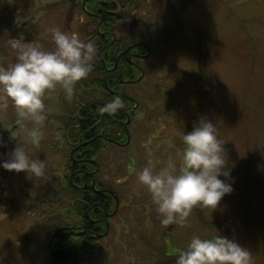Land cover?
<instances>
[{
	"label": "rangeland",
	"instance_id": "374dc122",
	"mask_svg": "<svg viewBox=\"0 0 264 264\" xmlns=\"http://www.w3.org/2000/svg\"><path fill=\"white\" fill-rule=\"evenodd\" d=\"M73 2L0 0V66L16 62L10 41L54 50L50 30L55 27L93 42L96 58L99 42L86 30L95 32L97 23L86 22ZM136 2L133 15L121 14L124 21L117 30L120 36L136 29L129 43L143 40L151 47V56L142 61L146 77L124 88L140 100L141 111L133 117L132 143L121 150L111 146L108 152L105 172L121 198L119 214L96 253L84 258L91 264H175L194 237L222 234L249 250L252 264H264V0ZM7 104L0 109L5 142L0 161L33 127L18 119L10 99ZM45 105L41 142L26 144L32 159L44 161L45 175L0 167V264H52L48 244L62 223L57 213L70 203L72 190L64 176L71 147L64 137L73 99L57 85L46 94ZM202 117L216 124L224 142L234 191L214 213L196 207L187 226L164 227L137 173L150 160L159 171L169 157L179 167L182 136Z\"/></svg>",
	"mask_w": 264,
	"mask_h": 264
},
{
	"label": "clouds",
	"instance_id": "9594fccd",
	"mask_svg": "<svg viewBox=\"0 0 264 264\" xmlns=\"http://www.w3.org/2000/svg\"><path fill=\"white\" fill-rule=\"evenodd\" d=\"M9 2V0H8ZM54 50H44L35 42L10 41L16 52V62L0 66V109H7L12 101L21 122L29 121L33 127L27 130L25 139L0 161V167L16 173H31L35 177L45 175V163L34 160L26 151V144L39 146L40 127L46 117V94L59 85L69 101L76 85L87 78L94 67L95 46L75 35L52 28ZM124 99L117 95L100 108L101 114L116 116L125 109ZM12 137H15L12 133ZM185 147L179 153V167L172 157L156 171V163L148 164L137 173L138 182L151 194L164 227L187 226L193 209L220 207L226 195L234 191L230 164L222 142L217 135L216 124L202 117L194 124V130L182 136ZM5 142L0 134V147ZM2 155V154H0ZM223 177V178H222ZM175 264H252V255L241 243L225 235L213 238L194 237L188 247L179 252Z\"/></svg>",
	"mask_w": 264,
	"mask_h": 264
},
{
	"label": "flooded vegetation",
	"instance_id": "af4514ba",
	"mask_svg": "<svg viewBox=\"0 0 264 264\" xmlns=\"http://www.w3.org/2000/svg\"><path fill=\"white\" fill-rule=\"evenodd\" d=\"M105 1L73 2L82 8L86 22L97 23L95 32L86 31L90 39L99 42L97 56H105L101 76L105 86L101 98L97 100L82 98L77 93L72 98L74 110L68 114L65 133L73 137L71 140L64 137L71 147V165L64 178L72 193L70 203L57 213L61 216L62 223L54 230L48 244L50 255L54 257H51L52 264H91V259L84 257L96 253L98 248L95 246L105 241L109 235L121 207V198L105 172L107 165L109 166V148L114 146L121 150L132 143L131 126L135 121L133 117L141 111L140 100L124 88L140 84L146 77L142 61L151 56V47L143 40L129 43L137 36L136 29L127 34L121 33L120 36L117 30H120V22L124 21L121 14L129 12L133 15L138 2ZM92 5L98 7L88 10L87 6ZM105 5L107 8L111 5L114 9L109 10ZM105 12L113 15L112 22L105 21ZM100 45L102 51H99ZM117 95L124 99L126 107L116 116L101 114L99 109L93 108V102L100 104L101 108ZM95 116L97 119L93 121L98 120L95 125L92 124V119L85 125L86 117L89 119ZM88 151L93 153H87ZM54 216L56 214L52 215ZM56 230L58 232L55 234Z\"/></svg>",
	"mask_w": 264,
	"mask_h": 264
},
{
	"label": "trees",
	"instance_id": "16d2710c",
	"mask_svg": "<svg viewBox=\"0 0 264 264\" xmlns=\"http://www.w3.org/2000/svg\"><path fill=\"white\" fill-rule=\"evenodd\" d=\"M69 1H72V0H69ZM87 2H95L96 0H86ZM106 3L107 2H113V0H106L105 1ZM110 7L109 8H107V6L105 5V7L107 8V9H109V10H112V9H114L111 5H109ZM98 6H96V5H92V6H87V9L88 10H92V8H97ZM113 17V15H111V14H109V13H106L105 12V21H108V23L109 22H112V20H111V18ZM99 51H102V45H100L99 46ZM105 60V56L104 55H102V57L101 56H97L96 58H95V61H94V67H93V70L91 71V73L89 74V76L87 77V78H85V79H83L82 81H80L78 84H77V87H78V92H77V95H79L80 97H82V98H91V99H93V100H97L98 98H101V94H102V90H103V88H104V86H105V84H104V82H103V80H102V78H101V76H102V70H103V66H104V60ZM112 64H113V62H112ZM111 64V65H112ZM92 105L94 106L93 108L94 109H99L100 110V104H97V102H93L92 103ZM70 114V113H69ZM88 117H86V120L84 121V123H85V125L88 123V122H90V119H92V121L93 120H95V119H97V117L95 116V117H91V118H89V119H87ZM97 121L98 120H96V121H93V123L92 124H94L95 125V123H97ZM66 124H67V122H66ZM68 127V126H67ZM72 135H68L67 134V138L69 139V140H71L72 139ZM90 148H92V147H90ZM93 152H94V149L92 150ZM92 151H88L87 153H90V152H92ZM92 152V153H93ZM65 207V206H64ZM63 207V208H64ZM49 216V215H48ZM207 224H210V223H208V222H206ZM52 258H54L53 257V255H50Z\"/></svg>",
	"mask_w": 264,
	"mask_h": 264
},
{
	"label": "water",
	"instance_id": "95a60500",
	"mask_svg": "<svg viewBox=\"0 0 264 264\" xmlns=\"http://www.w3.org/2000/svg\"><path fill=\"white\" fill-rule=\"evenodd\" d=\"M133 47H134V46H133ZM57 232H58V231L56 230V231H55V234H56Z\"/></svg>",
	"mask_w": 264,
	"mask_h": 264
}]
</instances>
